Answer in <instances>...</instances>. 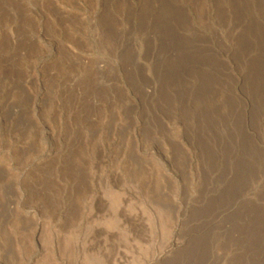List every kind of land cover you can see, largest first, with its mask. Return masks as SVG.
<instances>
[{"label": "rangeland", "instance_id": "rangeland-1", "mask_svg": "<svg viewBox=\"0 0 264 264\" xmlns=\"http://www.w3.org/2000/svg\"><path fill=\"white\" fill-rule=\"evenodd\" d=\"M0 264H264V0H0Z\"/></svg>", "mask_w": 264, "mask_h": 264}]
</instances>
